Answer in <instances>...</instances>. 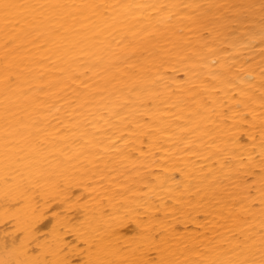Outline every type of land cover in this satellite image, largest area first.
<instances>
[{
    "label": "bare ground",
    "instance_id": "obj_1",
    "mask_svg": "<svg viewBox=\"0 0 264 264\" xmlns=\"http://www.w3.org/2000/svg\"><path fill=\"white\" fill-rule=\"evenodd\" d=\"M0 264H264V0H0Z\"/></svg>",
    "mask_w": 264,
    "mask_h": 264
}]
</instances>
